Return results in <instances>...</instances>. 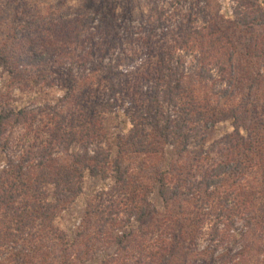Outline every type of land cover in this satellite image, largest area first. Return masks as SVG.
I'll return each mask as SVG.
<instances>
[{
    "label": "trees",
    "instance_id": "1",
    "mask_svg": "<svg viewBox=\"0 0 264 264\" xmlns=\"http://www.w3.org/2000/svg\"><path fill=\"white\" fill-rule=\"evenodd\" d=\"M129 1L124 5L131 6ZM231 1L233 19L219 13H200L204 16L200 33L192 29L191 19L178 41L169 43L171 38L163 31L158 43L163 44L161 49L154 51L152 43L148 45L147 55L157 58V63L154 67L151 63L152 71L141 73V84L132 95L133 105L127 106L123 96L130 86V75L125 69L135 65L139 57L121 54L120 0H87L93 13L52 23L57 29L47 35L24 33L20 38L14 34L18 25L13 23L23 24L21 32L29 30L27 20L34 10L25 0H18L19 12L17 8L6 34V40L15 43L10 55L4 54L5 49L0 51V67L14 74L18 69V79L25 72L22 69L32 66L36 75H29L30 84L48 83L57 74L52 66L66 61L61 57L62 49L81 44L95 22V31L106 39L96 44L94 51L104 61L108 57L111 60L107 65L104 61L95 65L93 75L78 81L69 79L71 89L60 101L64 109H53L49 119L54 124L51 139L24 154L23 163L36 161L31 177L23 165L6 177L8 185L0 175V264H97V243L115 230L109 227L110 218L122 214L137 226L113 236L112 242L121 255L146 254L135 258V264H220L221 257L216 254L224 244L222 233L237 231L236 220L243 222L247 237L256 239L249 250L254 261L248 259L247 263L261 264L264 250L258 233L264 230V0ZM58 4L64 6V2ZM127 6L123 16L128 21L131 14ZM150 12L152 21H166L167 11L153 7ZM158 28L162 27L154 30ZM126 31L129 34L130 30ZM68 56L75 60L74 53ZM98 80L101 89L94 92L91 87ZM77 90L79 97L83 95L81 101L74 94ZM120 109L132 129L116 139L113 150L105 146L102 123ZM27 120L25 110L3 109L0 103V136L7 124ZM224 123H230L233 132L210 143L212 130ZM74 146L79 147L75 154L71 153ZM167 148H172L176 157L169 166L165 161ZM84 172L114 179L118 198L128 197L130 205L126 199L125 208L119 202L115 211L94 209V227L71 239L53 224L82 193ZM144 175L146 181H139ZM16 181L20 189L14 187ZM47 186L54 187L53 201ZM155 190L162 210L149 199ZM205 236L209 245L200 251L198 243ZM221 256L225 259L221 264L230 263L227 258L232 252ZM122 261L111 258L102 264Z\"/></svg>",
    "mask_w": 264,
    "mask_h": 264
},
{
    "label": "rangeland",
    "instance_id": "2",
    "mask_svg": "<svg viewBox=\"0 0 264 264\" xmlns=\"http://www.w3.org/2000/svg\"><path fill=\"white\" fill-rule=\"evenodd\" d=\"M25 2L28 8H31L34 12L27 20V22H30V29L21 32L20 29L23 24L21 22L13 23L17 8L19 12L18 0H16V2L15 0H0V51L5 49L4 54L6 55H10L9 52L15 43V41L6 40V38H8L6 34L9 32L7 28L10 27L12 23L13 26L15 24L18 25L13 28L16 37L20 38L24 33L32 34L36 37L41 34L47 35L50 31H55L57 28L53 24L58 21L63 19L70 20V18L74 19L79 13H93V10L88 8L87 0H25ZM63 2L64 6L58 4H62ZM128 3H130L129 0ZM124 4L125 0H120L119 5H117V14L123 17L119 20V22L121 21L119 26L121 27L120 35L124 43L119 47L121 49V54L124 52V54L128 55L126 57H133L134 55H138L139 57L135 65H131V68L128 67L125 69V72L130 75V86L127 87L128 90L123 96V98L127 100V106L133 105L132 95L136 91V85L141 84V73L144 72L143 75H145L148 71H152V68L157 63V58H149L147 49H149L148 45L150 43H152V49H154V51L161 49L163 44L158 43L161 41L163 31L171 38L168 42L174 43L179 40L180 32L185 30L184 28L188 26V22L191 21V19H193L192 29L200 33V27L202 26L201 21H203L204 17L202 14L204 15V13L211 15L219 13L220 16L225 19L234 18L232 12V7L234 5L231 0H132L131 6ZM126 6L128 13L130 12L131 14L130 20L128 21L126 20V16H123L124 12H127ZM153 7H159L160 10L167 11V17L164 23L159 24L152 21L149 17L151 15L150 9ZM40 18H42L41 23ZM197 21H200L199 24ZM157 26L162 28L154 30ZM96 28H98L97 22H95L91 30L87 32V36L82 38L81 44H77L73 47L68 46V51L67 48L66 50L62 49L63 56L61 57H64L67 62L60 60L59 63H55L52 66L57 74H54V77H52L48 83L36 84L31 82L30 84L29 75L32 74V76L35 77V67L29 66L22 69L21 71L25 72L22 73L23 76L19 79L18 69L14 74L12 72L10 73L9 69L0 67L1 107H3V109L12 108L15 112L25 110L28 113V120L26 122L14 126H8L7 124L6 131L0 136V175L4 177L7 185L10 181L7 179L8 175L12 172H17L18 169L16 167H18V165H23L24 172H27V176L31 177V171L36 161L23 163L24 154L29 151V149H32L34 145L40 146L51 139L49 132L52 130L51 127H53L54 124L50 123L49 119L52 118L51 114L53 113V109L60 111L64 109L60 101L66 96L68 89H71L69 79L78 81V79H82L85 75H93L92 70L95 65L104 61L98 53H95L94 48L96 44H102L106 37H102L101 32H96ZM128 29L130 30L129 34H127L128 31H126ZM152 30L155 31L153 36L151 33ZM61 41H63V39ZM113 52L115 51L113 50ZM69 53L75 54L74 61L70 60L68 56ZM56 57L60 59V55ZM110 60L111 57H108L104 61V64L107 65ZM188 61L191 62L192 59L189 58ZM61 62H65L63 67L59 66ZM151 63L154 64L153 67ZM102 77L103 75L100 72L99 78ZM100 85L101 80L96 81L91 87V90L97 92V90L101 89ZM74 94L76 97L78 96V101H81L83 95L79 97V90ZM88 95L91 96V100L95 99L92 93ZM71 108L72 104H70L68 109L70 110ZM131 129L132 125L130 120L122 109L115 114L107 115L102 123V132L107 137L105 146L114 150L116 139L120 136H127ZM233 130L230 123L216 126L211 132L210 143L221 139L228 133H232ZM71 149V153L75 154L79 152L78 146H74ZM192 150L196 152L195 148H192ZM165 155L166 166L173 164L176 160L172 148H167L165 150ZM115 156V153H113V157ZM134 161L136 160L134 159ZM148 167L150 166L148 165L147 168ZM145 176L146 175L142 176L139 181L145 182ZM253 176L256 177L254 174ZM29 178L27 179L30 180ZM82 184V193L78 195L74 204L70 206L68 210L63 211L53 224L56 230L68 235L71 239H75L78 234H82L88 227L89 229L94 227L91 223L94 209H107L109 212L115 211L114 208L119 202L122 203V208H125L126 206L124 204H126V199L128 205H130L128 197L125 198L123 196L120 199L118 198V193L115 189L116 182L112 178H102L92 175L89 172H84ZM9 186H11V183ZM14 187L20 189L17 181ZM46 190L49 199L53 201L54 187L47 186ZM149 199L160 210L163 209L162 201L158 197L156 190L153 194H150ZM108 223L110 224L109 227L114 226L112 230H115L107 233L101 239L100 244L97 243L99 247V251L97 252L99 254L96 258L97 264H102L103 261L110 260L111 258L124 260L121 264H135V258L146 255L145 253L140 255L136 252L134 254L131 252L130 254L124 253L121 255L118 252L119 247L112 242L113 236L116 237L122 233H128L132 228H135L137 224L134 220L132 223H129V221L127 222V216L122 214L121 217L112 216ZM94 225L97 226L99 224ZM236 227L237 231L229 232L225 230V232L222 233L224 244L216 254L217 256L219 255L217 257L218 259L221 257L218 261L220 264L225 260L221 255L224 253L228 254L230 250L232 256L227 258L230 263H228L227 260L226 264H248V259L254 261V253H250L249 250L256 239L253 236L247 237L248 235L247 233L245 234L243 222L241 220H236ZM242 234L246 236H242ZM207 239L208 237L205 236L200 240V244L198 243V249L200 251L208 247L209 244ZM258 240L259 245L262 246L261 249L264 250V230L258 233ZM263 260L264 258L260 259L261 264Z\"/></svg>",
    "mask_w": 264,
    "mask_h": 264
}]
</instances>
